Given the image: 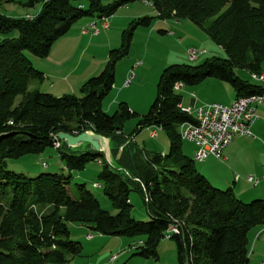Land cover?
Returning a JSON list of instances; mask_svg holds the SVG:
<instances>
[{
	"label": "trees",
	"instance_id": "16d2710c",
	"mask_svg": "<svg viewBox=\"0 0 264 264\" xmlns=\"http://www.w3.org/2000/svg\"><path fill=\"white\" fill-rule=\"evenodd\" d=\"M130 1L102 6L100 0H26L24 7L39 5L36 14L9 18L0 13V264H67L82 250L70 239L72 224L105 236H141L134 255L154 260L164 232L174 224L179 233L170 240L175 243L177 264L248 263V236L264 228V200L243 202L231 188L217 189L183 155L178 128L193 118L180 110L181 96L174 86L192 87L212 78L227 83L235 98L263 94V86L241 80L235 71L260 74L264 0H142L160 20L185 19L199 26L225 54L199 65L165 67L144 115L125 103H119L112 115L102 110L114 84L115 66L127 55L130 33L122 34L120 49L108 52L102 70L80 87L79 97L28 89L31 82L42 81V74L26 53L45 58L75 21L86 16L108 18ZM137 25L148 26L149 19L142 18ZM133 118L135 127L127 135L124 125ZM144 128L163 131L168 151L138 145L132 137ZM84 131L109 139L112 165L89 146L76 152L59 142L54 148L57 133ZM48 148L56 152L66 175L41 172L29 177L5 169L7 160L38 156ZM97 160L98 185L114 215L102 210L88 191L80 188L77 197L68 193L71 174ZM131 192L141 197L148 221L131 217Z\"/></svg>",
	"mask_w": 264,
	"mask_h": 264
},
{
	"label": "rangeland",
	"instance_id": "374dc122",
	"mask_svg": "<svg viewBox=\"0 0 264 264\" xmlns=\"http://www.w3.org/2000/svg\"><path fill=\"white\" fill-rule=\"evenodd\" d=\"M25 1L0 0V13L9 18H24L36 14L39 5L34 8H27L22 6ZM114 1L119 2L121 0H100V4L106 6ZM82 6L87 9V3L84 2ZM145 17L149 19V25H137L138 21ZM108 21L110 28L100 30L99 34L94 36L90 32L81 34V31L87 30L92 23H96L99 28V19L82 17L72 24L67 34L52 44L49 54L45 58H34L26 53V57L34 67L36 65L44 68L45 72L51 75L48 81L43 83L31 82L28 89L46 90L45 88L51 84L54 85V89L48 93L79 97L80 87L89 78L100 73L101 70L98 71V68L105 65L108 52L120 49L122 34L130 33L127 55L117 62L114 71V85L102 101V105L103 109L106 110L103 112L107 115H112L119 103H125L141 116L148 112L153 102L159 75L165 67L173 64L199 65L206 59L225 57L224 52L209 40L199 26L185 19L160 20L156 18L152 7L142 0H133L127 2L125 6L118 7L108 17ZM190 49L204 53L199 55L195 61H190L187 56V51ZM136 64H139L137 69H132ZM93 70H96V73L90 75L93 74ZM260 72L264 74V60L260 64ZM53 73L55 74L52 75ZM235 74L243 81L261 85L252 80L251 75L244 70H236ZM126 82H128L127 85H125ZM177 93L181 96V104L186 107L190 100H195L197 106L209 103L227 106L232 103L235 96L227 83L212 78L200 81L192 87H181ZM18 101L19 97L15 99L14 106L17 105ZM135 123L136 119L134 118L125 123V134L128 135L133 131ZM150 131L156 132V138L149 137ZM132 139L147 150L165 153L169 148L168 137L158 128H144L134 134ZM181 150L185 157L193 160L195 148L191 143L181 140ZM74 151L82 152L85 150L80 147ZM211 161L212 157H208L203 163L194 161L193 165L199 173L205 176L210 171ZM5 169L29 177L36 176L41 172L66 175L56 152L51 148L46 149L38 156L28 155L16 160H7ZM99 171L100 166L94 162L88 164L82 171L73 172L68 185V193L72 197H77L80 188L88 191L97 199L102 210L114 215L116 212L111 207L110 201L103 195L100 188L93 186L98 184L97 175ZM212 185L221 191L226 189V187H220L214 183ZM263 185L260 182L253 191L262 190ZM248 189L252 190L251 186H248ZM251 200L254 199L249 201ZM129 201L132 205L131 217L137 221H148L149 218L139 194L131 192ZM69 232L70 239L80 243L82 250L79 256L72 258L67 264H177L173 240H163L158 244V258L154 260L134 255L135 247L143 241L141 236L133 238L105 236L88 232L82 226L74 224L69 225ZM255 232L257 230H252L248 236L249 248L252 246ZM86 233L91 236V239H85ZM259 241L261 242V239L257 240L254 245L256 252L261 250ZM250 257V264H260L259 259Z\"/></svg>",
	"mask_w": 264,
	"mask_h": 264
},
{
	"label": "built area",
	"instance_id": "2783aa9c",
	"mask_svg": "<svg viewBox=\"0 0 264 264\" xmlns=\"http://www.w3.org/2000/svg\"><path fill=\"white\" fill-rule=\"evenodd\" d=\"M100 27L95 23L90 24L87 30H82L81 34H90L96 36L100 30L108 28V18L99 19ZM203 51L188 50V59H197ZM136 64L135 66H138ZM134 66V67H135ZM256 82L264 87V76H258ZM128 82L125 83L127 85ZM182 86L175 84L174 89L178 90ZM264 106V98L247 99L244 97L235 98L229 106H223L219 103H209L193 108L189 107L180 110L193 118V122L184 123L179 126L178 132L181 140L188 141L195 148L193 161L203 163L208 157L221 158L222 150L234 137L254 138L251 132L252 125L260 119L256 114V108ZM150 138L156 137L155 131H150ZM54 148L59 146V141L54 136ZM100 166V161H95ZM45 166V165H43ZM46 167V166H45ZM245 181L253 188L257 187L260 179L253 176H246ZM99 188V185H93ZM176 226H169V233L163 235V240H170L171 235L178 234ZM91 239L90 235L86 236ZM264 264V261L261 262Z\"/></svg>",
	"mask_w": 264,
	"mask_h": 264
},
{
	"label": "crops",
	"instance_id": "0c3cea01",
	"mask_svg": "<svg viewBox=\"0 0 264 264\" xmlns=\"http://www.w3.org/2000/svg\"><path fill=\"white\" fill-rule=\"evenodd\" d=\"M108 28H110V25H108ZM138 66H133L132 69H137ZM102 67L98 68V71L102 70ZM35 68L42 74L41 82L43 83L45 81H48L51 75L47 74L44 68L38 67L36 65ZM92 73L93 74L90 75H94V73H96V70H93ZM54 74L55 73H53L52 75ZM260 74L264 75L262 72H260ZM45 89L46 90H38H40L41 92L48 93V91L54 89V85L49 84ZM49 94L54 97H60L59 95H55L53 93ZM234 99L235 96L233 100ZM180 106L182 109H186L189 107H199L196 105L195 100H190L189 105L187 107L183 104H180ZM129 109L134 112L131 107ZM102 110L106 111L103 109V105ZM256 114L260 117V119L256 121L251 127V132L254 138L234 137L232 141L228 143L226 147L222 150L221 158L212 157V166L210 168V171L205 174V177L212 184L214 183L215 185L220 187L231 188L236 197L242 200L243 202H249L250 199L264 200V185L263 189L257 192L253 191V187H251L252 190L248 189V186L250 185L245 181L246 176L250 175L260 179V182L264 184V106L257 107ZM254 230H257V232L254 233L251 248L248 247L249 257L252 256L255 257V259H259L261 264V262L264 260V228H256ZM87 235L88 233L85 234V239H87ZM259 239H261V242L259 241V244L261 245V250L259 252H256L254 249V245ZM250 262L251 257L248 260L247 264H250Z\"/></svg>",
	"mask_w": 264,
	"mask_h": 264
},
{
	"label": "water",
	"instance_id": "95a60500",
	"mask_svg": "<svg viewBox=\"0 0 264 264\" xmlns=\"http://www.w3.org/2000/svg\"><path fill=\"white\" fill-rule=\"evenodd\" d=\"M55 138L70 149L89 146L91 151L103 156L108 165L113 163L109 150V139L92 131H84L77 135L60 132L55 135Z\"/></svg>",
	"mask_w": 264,
	"mask_h": 264
},
{
	"label": "bare ground",
	"instance_id": "6f19581e",
	"mask_svg": "<svg viewBox=\"0 0 264 264\" xmlns=\"http://www.w3.org/2000/svg\"><path fill=\"white\" fill-rule=\"evenodd\" d=\"M190 61H194L193 59H189ZM258 76H263L262 74H252L251 75V79L252 80H258ZM257 97H259V98H264V93L263 94H259V95H252V96H244V98H247V99H255V98H257ZM96 187V186H95ZM171 226H176V225H171ZM169 233V226H168V228H167V230L164 232V234H168Z\"/></svg>",
	"mask_w": 264,
	"mask_h": 264
}]
</instances>
